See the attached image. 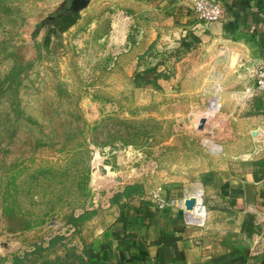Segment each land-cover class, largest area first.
<instances>
[{"label":"rangeland","instance_id":"obj_1","mask_svg":"<svg viewBox=\"0 0 264 264\" xmlns=\"http://www.w3.org/2000/svg\"><path fill=\"white\" fill-rule=\"evenodd\" d=\"M207 25L190 0H0V264H89L129 199L264 178L236 119L264 114L257 63Z\"/></svg>","mask_w":264,"mask_h":264},{"label":"crops","instance_id":"obj_2","mask_svg":"<svg viewBox=\"0 0 264 264\" xmlns=\"http://www.w3.org/2000/svg\"><path fill=\"white\" fill-rule=\"evenodd\" d=\"M219 1L223 14L207 25V34L230 42L244 66L264 61V0ZM227 56L231 66L232 56ZM214 99L219 105L229 96ZM254 99L263 109L264 92ZM256 116L238 114L236 119L245 122L243 134L251 135V151H264V114ZM197 184L170 185L160 193L167 200L162 206L148 195L129 199L89 238L90 259L97 264H260L264 178L248 171L241 175L214 171L203 174ZM196 189L200 204L187 211L182 200Z\"/></svg>","mask_w":264,"mask_h":264},{"label":"built area","instance_id":"obj_3","mask_svg":"<svg viewBox=\"0 0 264 264\" xmlns=\"http://www.w3.org/2000/svg\"><path fill=\"white\" fill-rule=\"evenodd\" d=\"M192 8L196 16L204 23L209 24L217 21L222 15V6L219 0H190ZM251 83L242 91L243 97L249 98L254 95L264 92V61L258 62L250 71ZM189 196H194L197 201H200V190L196 189L193 192L186 193L183 202ZM157 203L162 206L167 202L163 198H157ZM200 204V203H198ZM197 204V206H198Z\"/></svg>","mask_w":264,"mask_h":264},{"label":"water","instance_id":"obj_4","mask_svg":"<svg viewBox=\"0 0 264 264\" xmlns=\"http://www.w3.org/2000/svg\"><path fill=\"white\" fill-rule=\"evenodd\" d=\"M88 0H81V3H86ZM77 0H72V3L76 6ZM199 201L194 196H189L184 200V207L187 211H193L196 209ZM260 264H264V257L262 258Z\"/></svg>","mask_w":264,"mask_h":264},{"label":"trees","instance_id":"obj_5","mask_svg":"<svg viewBox=\"0 0 264 264\" xmlns=\"http://www.w3.org/2000/svg\"><path fill=\"white\" fill-rule=\"evenodd\" d=\"M88 260H89V264H97L96 261H92L91 259Z\"/></svg>","mask_w":264,"mask_h":264},{"label":"bare ground","instance_id":"obj_6","mask_svg":"<svg viewBox=\"0 0 264 264\" xmlns=\"http://www.w3.org/2000/svg\"><path fill=\"white\" fill-rule=\"evenodd\" d=\"M197 217H198V214H197Z\"/></svg>","mask_w":264,"mask_h":264}]
</instances>
